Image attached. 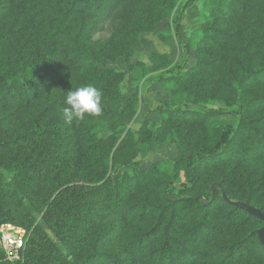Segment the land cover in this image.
Wrapping results in <instances>:
<instances>
[{"label":"trees","instance_id":"1","mask_svg":"<svg viewBox=\"0 0 264 264\" xmlns=\"http://www.w3.org/2000/svg\"><path fill=\"white\" fill-rule=\"evenodd\" d=\"M194 1L0 0V228L16 221L11 204L36 178L64 173L58 152L71 138L55 117L68 91L91 85L114 99L121 73L106 62L165 18L185 54L146 81L176 87L158 110L179 157L119 171L129 163L100 136L96 118L74 120L106 178L66 184L52 198L43 221L58 244L29 228L20 259L9 261L0 237V264H264V224L241 207L264 213V176L241 166L264 159V0H212L201 36L183 44ZM193 48L199 62L188 73ZM213 101L225 108L190 110ZM213 164L219 182L204 177Z\"/></svg>","mask_w":264,"mask_h":264},{"label":"rangeland","instance_id":"2","mask_svg":"<svg viewBox=\"0 0 264 264\" xmlns=\"http://www.w3.org/2000/svg\"><path fill=\"white\" fill-rule=\"evenodd\" d=\"M212 6V0H195L187 8L182 19V43L196 40L201 36L202 26ZM170 18H165L153 33L141 35L139 40L128 49H122L112 55V60L106 62L121 75L115 80L117 95L114 99L102 96L101 112L93 115L100 127V136L109 139L113 151L119 149L122 154V163H129L119 171H134L137 167L147 168L158 162L174 161L179 157V149L175 143L172 131L165 127V115L160 114V108L165 102L175 100V86L172 83L149 84L148 78L162 75L171 70L184 59L182 45L173 38ZM106 36V35H104ZM107 34V38H109ZM97 33L95 38H99ZM198 48L188 52L186 71H195L198 65ZM116 53V52H115ZM111 91V89H109ZM56 96V94H54ZM195 107L197 109H195ZM190 110H219L225 108L217 101L200 104ZM184 110V109H183ZM57 116L61 125L66 129L67 139L71 138V145L62 144L59 150L62 158L59 163L64 167L60 177H40L32 183V192L24 199H18L11 204V211L15 216L14 223H7L8 227L21 229L26 232L36 226L48 232L51 238H56L49 231L43 221V214L52 201V198L65 187L75 182L95 184L106 178L105 170L81 148L72 124L64 121L62 109H57ZM69 132V135L67 133ZM67 140V141H68ZM62 154V155H61ZM131 161V162H129ZM251 163L241 164L255 167L253 172L264 176V159ZM256 163V164H255ZM204 177L210 176L221 181V167L213 164ZM242 171V170H241ZM240 171V172H241ZM238 172V173H240ZM237 176L235 180L225 186L226 191L234 193L238 189ZM185 183L184 174L180 175L178 186ZM3 225L1 228H5ZM0 228V229H1ZM58 244V242H57Z\"/></svg>","mask_w":264,"mask_h":264},{"label":"clouds","instance_id":"3","mask_svg":"<svg viewBox=\"0 0 264 264\" xmlns=\"http://www.w3.org/2000/svg\"><path fill=\"white\" fill-rule=\"evenodd\" d=\"M65 107L62 109L65 123L81 121L86 115H98L101 112L102 93L94 86L77 87L67 92Z\"/></svg>","mask_w":264,"mask_h":264},{"label":"built area","instance_id":"4","mask_svg":"<svg viewBox=\"0 0 264 264\" xmlns=\"http://www.w3.org/2000/svg\"><path fill=\"white\" fill-rule=\"evenodd\" d=\"M5 226V228L0 229L4 253L9 261H18L24 247L26 232L21 229L8 227V225Z\"/></svg>","mask_w":264,"mask_h":264},{"label":"water","instance_id":"5","mask_svg":"<svg viewBox=\"0 0 264 264\" xmlns=\"http://www.w3.org/2000/svg\"><path fill=\"white\" fill-rule=\"evenodd\" d=\"M241 207L247 210L252 216L258 218L264 224V213H262L260 210L255 209L254 207ZM258 237L261 245L264 247V226L259 230Z\"/></svg>","mask_w":264,"mask_h":264}]
</instances>
